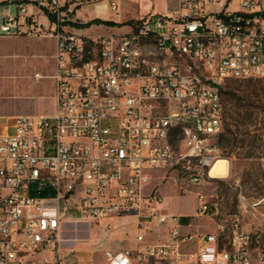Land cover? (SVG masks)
Returning a JSON list of instances; mask_svg holds the SVG:
<instances>
[{"label": "built area", "instance_id": "obj_1", "mask_svg": "<svg viewBox=\"0 0 264 264\" xmlns=\"http://www.w3.org/2000/svg\"><path fill=\"white\" fill-rule=\"evenodd\" d=\"M81 1L0 0V35L44 30L55 40L53 113L15 115L0 129V264H82L65 226L105 231L131 214L164 234L104 250L107 264H264V226L246 227L196 192L195 216L208 214L215 229L192 231L149 187L152 170L185 186L229 176L230 162L227 176L210 175L221 90L227 80L264 79V0H177L125 31L75 27L119 11L114 0H91L96 15L82 19Z\"/></svg>", "mask_w": 264, "mask_h": 264}, {"label": "rangeland", "instance_id": "obj_2", "mask_svg": "<svg viewBox=\"0 0 264 264\" xmlns=\"http://www.w3.org/2000/svg\"><path fill=\"white\" fill-rule=\"evenodd\" d=\"M87 1L91 0H82L84 4L76 10V15L82 19H92L96 15L95 3H85ZM105 1L109 4L111 0H99V3ZM114 1L119 4L117 13L108 9L106 14H100L102 18L124 23L112 28L114 31L129 29L127 21L138 18L147 11H163L164 4L170 9L177 5V0H155L153 5L151 1ZM80 31L102 32L103 28L99 26ZM54 51L55 40L44 30L29 31L17 36L0 35V122L19 114L53 113ZM222 90L223 116L226 118L223 120V131L229 136L226 131V122H230L228 114L240 102L254 104L258 103V98L264 102V79L227 80ZM218 149L219 157L227 158L230 162V174L226 179L200 186H185L175 180L171 172L160 175L157 170H152L149 173V187L156 188L162 195L165 211L189 215L187 220L191 223L192 231L215 229L208 214L195 216L196 192L203 193L212 207L216 206L221 214L239 213L246 227L264 226V200L254 205L264 196V178L259 161L264 156V140L255 148L226 144V148ZM248 150H253V154L247 156ZM242 196L245 197V205L240 203ZM115 228L111 224L104 231L94 223L72 222L65 226L63 237L92 264H107L104 250L117 251L134 245L135 227L128 218L120 219Z\"/></svg>", "mask_w": 264, "mask_h": 264}, {"label": "trees", "instance_id": "obj_3", "mask_svg": "<svg viewBox=\"0 0 264 264\" xmlns=\"http://www.w3.org/2000/svg\"><path fill=\"white\" fill-rule=\"evenodd\" d=\"M132 22L133 20L127 21L128 24ZM91 23H103L108 26H121L124 24L109 19L95 18L85 23H77L75 27L84 28ZM221 92L223 93V90ZM261 114H264V102L260 98H258V103L254 102V104H241L240 102L227 117L230 122H226V131L230 135L227 136L225 131L221 132L215 138L214 144L218 148H226V144H232V146L240 144L242 147L255 148L264 140V115L260 116ZM225 119V116H223V120ZM252 154L253 150L246 152L247 156ZM51 194L50 191L41 193L44 196Z\"/></svg>", "mask_w": 264, "mask_h": 264}, {"label": "crops", "instance_id": "obj_4", "mask_svg": "<svg viewBox=\"0 0 264 264\" xmlns=\"http://www.w3.org/2000/svg\"><path fill=\"white\" fill-rule=\"evenodd\" d=\"M5 8L6 7L1 6L0 7V11L5 9ZM10 10H12V8H10ZM13 117L4 118V120H2L0 122V129H1L2 125H10L11 126L13 124ZM158 172H159L160 175L161 174L166 175L162 171H158ZM181 215L185 216V217H183V222L185 224H189V228L191 229V223L187 220V218H189V215H187V214H181ZM125 218H128L129 221L135 227L134 245L133 246H128V247H136V246H140L142 244L141 242H138L137 239H136V236L139 233H143L144 234V241L143 242L156 241L157 239L161 238V236L164 234V228L162 226H159V225H157L155 223L146 224V223L140 222V219L136 215H133V214L115 218L112 221V224L115 225L116 228H117L118 227V221L120 219H125ZM77 254L82 258V260H83L82 264H92L91 262L88 261V259H85L84 256L79 254L78 251H77ZM103 254H104V251H103Z\"/></svg>", "mask_w": 264, "mask_h": 264}, {"label": "bare ground", "instance_id": "obj_5", "mask_svg": "<svg viewBox=\"0 0 264 264\" xmlns=\"http://www.w3.org/2000/svg\"><path fill=\"white\" fill-rule=\"evenodd\" d=\"M229 160L224 157H218L214 162L210 175L214 177H225L228 175Z\"/></svg>", "mask_w": 264, "mask_h": 264}]
</instances>
